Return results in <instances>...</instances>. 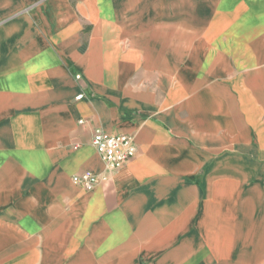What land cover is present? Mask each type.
<instances>
[{
	"label": "crops",
	"instance_id": "0c3cea01",
	"mask_svg": "<svg viewBox=\"0 0 264 264\" xmlns=\"http://www.w3.org/2000/svg\"><path fill=\"white\" fill-rule=\"evenodd\" d=\"M0 264H264V0H0Z\"/></svg>",
	"mask_w": 264,
	"mask_h": 264
},
{
	"label": "built area",
	"instance_id": "2783aa9c",
	"mask_svg": "<svg viewBox=\"0 0 264 264\" xmlns=\"http://www.w3.org/2000/svg\"><path fill=\"white\" fill-rule=\"evenodd\" d=\"M74 78L79 80L81 76L75 75ZM83 94L79 93L76 100H81ZM83 119L78 121L82 124ZM90 145L101 159L104 168L108 172H115L130 161L137 155V147L130 135L119 134L111 135L101 128H95L90 138ZM74 148H78L75 146ZM101 174L94 173L86 170L82 171L71 177V183L74 187L84 189L86 191H93L101 181Z\"/></svg>",
	"mask_w": 264,
	"mask_h": 264
}]
</instances>
